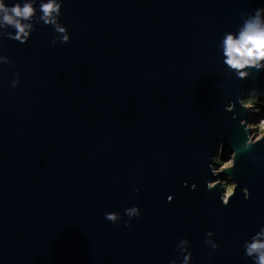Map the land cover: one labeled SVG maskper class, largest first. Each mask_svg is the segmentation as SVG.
I'll return each instance as SVG.
<instances>
[{
    "label": "water",
    "instance_id": "1",
    "mask_svg": "<svg viewBox=\"0 0 264 264\" xmlns=\"http://www.w3.org/2000/svg\"><path fill=\"white\" fill-rule=\"evenodd\" d=\"M259 7L63 0L68 42L43 22L0 39V264H182L185 238L190 264H254L264 127L250 136L242 97L264 98V69L240 79L220 45Z\"/></svg>",
    "mask_w": 264,
    "mask_h": 264
},
{
    "label": "clouds",
    "instance_id": "2",
    "mask_svg": "<svg viewBox=\"0 0 264 264\" xmlns=\"http://www.w3.org/2000/svg\"><path fill=\"white\" fill-rule=\"evenodd\" d=\"M63 0H40L39 7H36L37 0H16L14 3H6L0 0V39L5 36L26 42L31 33L35 30L36 23L43 22L51 25L54 32L61 34L53 36L52 45L60 42H68L69 32L63 24L59 22ZM37 12L40 14L37 15ZM243 23L238 31H228L224 34L220 47L223 49L224 63L229 70L234 71L240 79L247 78L251 71L255 69L259 72L264 69V7H259L253 13L245 15L241 13ZM13 29L14 31H7ZM8 57L0 55V63H8ZM11 86L15 88L19 83V76L11 80ZM171 199V197H169ZM125 214L129 217L125 221V226H130L131 218L139 216V206H132L125 209ZM105 218L113 223H118L121 219L119 212L111 211L105 214ZM213 232L206 233L205 245H210L213 250L218 248V244L212 240ZM188 240L181 239L179 250L183 255L182 264H190L191 252L187 250ZM245 256L251 257L254 264H264V225H262L250 240L244 242ZM170 264H177L172 260Z\"/></svg>",
    "mask_w": 264,
    "mask_h": 264
},
{
    "label": "rangeland",
    "instance_id": "3",
    "mask_svg": "<svg viewBox=\"0 0 264 264\" xmlns=\"http://www.w3.org/2000/svg\"><path fill=\"white\" fill-rule=\"evenodd\" d=\"M256 97L251 96V95H244L242 97V100L249 105L250 104V114H251V119H249L247 121V125H249V127H252V129L250 130V135H254V137H257L259 134H261L264 125L261 124V122L264 120V116H259L257 112H259V108L255 105L254 103V99ZM260 117V118H259ZM215 159V166H219V165H226L230 163V159L227 160H221L218 157V154L215 155L214 157ZM223 184L225 186V191L229 192L231 187H232V180L230 179H224L223 180Z\"/></svg>",
    "mask_w": 264,
    "mask_h": 264
},
{
    "label": "trees",
    "instance_id": "4",
    "mask_svg": "<svg viewBox=\"0 0 264 264\" xmlns=\"http://www.w3.org/2000/svg\"><path fill=\"white\" fill-rule=\"evenodd\" d=\"M255 105L259 108L260 114L264 116V98L254 99Z\"/></svg>",
    "mask_w": 264,
    "mask_h": 264
},
{
    "label": "bare ground",
    "instance_id": "5",
    "mask_svg": "<svg viewBox=\"0 0 264 264\" xmlns=\"http://www.w3.org/2000/svg\"><path fill=\"white\" fill-rule=\"evenodd\" d=\"M247 105V104H246ZM247 107L248 108H250V104L249 105H247ZM261 124H263L264 125V120L261 122ZM248 127H249V125H248ZM249 129L251 130L252 129V127H249ZM251 137H254V135H250ZM227 191V190H226ZM225 191V192H226ZM228 192H226V194H227Z\"/></svg>",
    "mask_w": 264,
    "mask_h": 264
}]
</instances>
